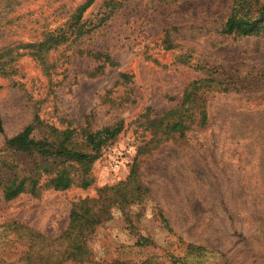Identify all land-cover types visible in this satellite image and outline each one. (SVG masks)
Instances as JSON below:
<instances>
[{"label":"rangeland","instance_id":"rangeland-1","mask_svg":"<svg viewBox=\"0 0 264 264\" xmlns=\"http://www.w3.org/2000/svg\"><path fill=\"white\" fill-rule=\"evenodd\" d=\"M85 2L0 0V158L15 165L2 171L41 161L5 145L35 117L36 138L52 126L81 143L122 124L100 150L83 146L96 154L89 186L11 200L0 189V264H16L2 257L22 246L14 227L54 241L84 202L98 212L86 245L99 264H264V35L221 32L233 0H93L80 37ZM48 34L60 42L43 46ZM209 79L227 86L202 88L207 124L162 136L152 120ZM144 236L152 243L134 253Z\"/></svg>","mask_w":264,"mask_h":264},{"label":"trees","instance_id":"trees-1","mask_svg":"<svg viewBox=\"0 0 264 264\" xmlns=\"http://www.w3.org/2000/svg\"><path fill=\"white\" fill-rule=\"evenodd\" d=\"M93 0H86L77 9L73 19L76 20L77 33L80 37L84 36V23H81L83 12L89 7ZM221 32L224 34H251L264 35V0H233L230 12L222 25ZM54 34L47 35L45 41L41 42L43 46L58 44L60 40ZM97 58L101 53L95 55ZM106 61L115 62L109 54L105 55ZM227 86L225 82H217L215 79L201 80L193 82L185 91L184 101L166 112L159 118L153 119L152 123L161 127L162 136L175 133H184L188 128V121H191L198 127H204L207 124V110L202 102L205 97V91L202 88L211 86ZM38 125V117L27 124L19 133L7 137L6 147L36 155L41 158L36 167L29 170L28 173L15 171L14 175L8 174L7 169H14L9 159L0 158V189L6 200L16 198L23 192H30L38 195L43 189H68L74 184L81 187H87L91 184L92 178L89 177L91 165L96 159V154L91 153L100 150L108 141L114 139L122 130V124L117 123L114 126H105L96 131L85 132L84 143L76 138L74 129H58L49 127L47 135L43 138H36L34 130ZM5 131L4 121L0 112V133ZM90 149L85 150L84 147ZM70 162L80 164L82 171L80 174H72L68 164ZM45 175V181L40 183V178ZM98 212L89 202L80 204L71 214L70 225L61 236L51 241L40 233H35L24 227H14L17 242L22 245L19 249L3 250V258H12L16 264H99L91 260V253L86 245L87 234L94 229L97 222ZM170 228L168 220L163 219ZM180 243H186V249L194 246L190 242H185L182 237H178ZM152 243L150 237H142L136 241L131 248L134 253L148 248ZM65 245L61 250L58 245ZM27 246V247H26ZM11 252V253H10ZM10 254V255H9ZM138 259V257H136ZM183 264H189L188 255L182 257ZM140 264V263H133ZM144 264V263H142Z\"/></svg>","mask_w":264,"mask_h":264}]
</instances>
